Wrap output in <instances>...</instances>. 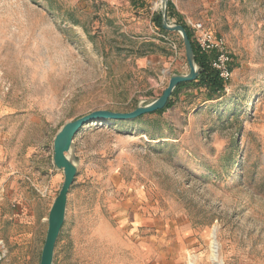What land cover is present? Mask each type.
I'll use <instances>...</instances> for the list:
<instances>
[{
  "label": "rangeland",
  "instance_id": "1",
  "mask_svg": "<svg viewBox=\"0 0 264 264\" xmlns=\"http://www.w3.org/2000/svg\"><path fill=\"white\" fill-rule=\"evenodd\" d=\"M160 1L0 0V264H40L58 131L189 72ZM172 1L227 39L225 94L186 87L163 114L82 128L53 264H214L213 234L223 264H264V0Z\"/></svg>",
  "mask_w": 264,
  "mask_h": 264
},
{
  "label": "water",
  "instance_id": "2",
  "mask_svg": "<svg viewBox=\"0 0 264 264\" xmlns=\"http://www.w3.org/2000/svg\"><path fill=\"white\" fill-rule=\"evenodd\" d=\"M160 4L162 26L166 31L176 32L181 36L189 72L187 74H173L163 94L149 104L140 105L129 112H116L106 109L94 110L73 121L67 122L58 131L53 142V164L56 169L63 170L64 181L49 211L48 230L41 253L40 264H53L54 261L56 243L66 217L68 196L78 172L77 163L79 157L73 152L76 134L87 124L98 119L130 120L163 109L180 83L194 81L200 75V67L196 61L192 40L185 26L173 22L168 17L169 0H161Z\"/></svg>",
  "mask_w": 264,
  "mask_h": 264
},
{
  "label": "trees",
  "instance_id": "3",
  "mask_svg": "<svg viewBox=\"0 0 264 264\" xmlns=\"http://www.w3.org/2000/svg\"><path fill=\"white\" fill-rule=\"evenodd\" d=\"M51 1V0H48ZM168 17L176 18V23L182 24L185 26L187 33L192 40L196 61L198 66L200 67V75L199 77L191 82L180 83L175 91L173 92L171 98L167 102L166 106L163 109L157 110L153 113L163 114L168 109L172 108L175 105V96L181 91L183 88L197 86L199 88H204L207 90V100H215L221 98L225 94V82L220 78L219 73L214 70L209 61V56L203 54L199 51L197 45L195 44L192 36V32L186 23L183 21L182 17L177 13L175 5L172 0H169L168 4ZM153 22L155 26L162 32L168 33L162 26V16L161 12L158 11L153 16ZM153 45V43H151ZM146 53H140V56H144ZM152 114V113H151ZM142 117V116H141ZM140 117V118H141Z\"/></svg>",
  "mask_w": 264,
  "mask_h": 264
},
{
  "label": "built area",
  "instance_id": "4",
  "mask_svg": "<svg viewBox=\"0 0 264 264\" xmlns=\"http://www.w3.org/2000/svg\"><path fill=\"white\" fill-rule=\"evenodd\" d=\"M110 1V0H102ZM186 25L192 32L193 40L197 45L199 51L209 56L211 67L219 73L223 81H228L233 71L231 69L232 54L230 52L227 39L218 33L209 29L201 20H193L191 18L185 19ZM174 52H177V47L172 44ZM47 194V191L42 193ZM0 246L5 247L3 241H0ZM6 251H3L5 256Z\"/></svg>",
  "mask_w": 264,
  "mask_h": 264
},
{
  "label": "bare ground",
  "instance_id": "5",
  "mask_svg": "<svg viewBox=\"0 0 264 264\" xmlns=\"http://www.w3.org/2000/svg\"><path fill=\"white\" fill-rule=\"evenodd\" d=\"M170 140H172V139L169 137L166 138V141H170ZM216 247H217V242L215 241L214 234H213V240L211 243V260L214 264H223V261L220 258L219 253H217V251H216ZM194 262L196 263V261H194Z\"/></svg>",
  "mask_w": 264,
  "mask_h": 264
},
{
  "label": "crops",
  "instance_id": "6",
  "mask_svg": "<svg viewBox=\"0 0 264 264\" xmlns=\"http://www.w3.org/2000/svg\"><path fill=\"white\" fill-rule=\"evenodd\" d=\"M102 1V0H101ZM105 2H109V1H105ZM179 12L181 13V17L183 18V20H185L186 17H189V12L187 11H182V10H179ZM216 33V32H215ZM2 241V240H1Z\"/></svg>",
  "mask_w": 264,
  "mask_h": 264
}]
</instances>
